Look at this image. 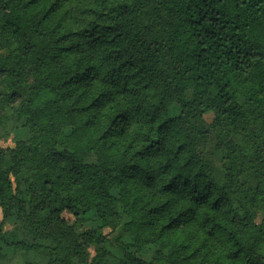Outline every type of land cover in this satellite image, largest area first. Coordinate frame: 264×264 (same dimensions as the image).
I'll list each match as a JSON object with an SVG mask.
<instances>
[{"label": "trees", "instance_id": "obj_1", "mask_svg": "<svg viewBox=\"0 0 264 264\" xmlns=\"http://www.w3.org/2000/svg\"><path fill=\"white\" fill-rule=\"evenodd\" d=\"M0 212V264H264V0H0Z\"/></svg>", "mask_w": 264, "mask_h": 264}, {"label": "rangeland", "instance_id": "obj_2", "mask_svg": "<svg viewBox=\"0 0 264 264\" xmlns=\"http://www.w3.org/2000/svg\"><path fill=\"white\" fill-rule=\"evenodd\" d=\"M206 119L208 120V121H210L211 120V116H207L206 117ZM1 145L3 146V147H7V146H13V139H9L7 142H1ZM2 221V215H1V212H0V222ZM13 225H11V224H4V226H3V230L5 231V232H9V231H11V230H13ZM107 232V231H106Z\"/></svg>", "mask_w": 264, "mask_h": 264}]
</instances>
